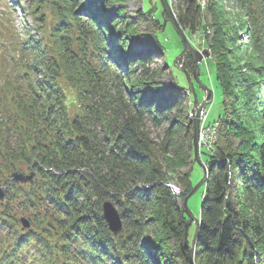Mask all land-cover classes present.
<instances>
[{"label":"trees","instance_id":"trees-1","mask_svg":"<svg viewBox=\"0 0 264 264\" xmlns=\"http://www.w3.org/2000/svg\"><path fill=\"white\" fill-rule=\"evenodd\" d=\"M124 1L27 0L35 29L23 37L16 3L0 10V186L9 187L0 202V264H189L188 94L177 82L163 88L150 69L164 55L158 38L157 48L139 49L142 36L116 27L124 16L112 8ZM174 4L186 34L203 35L211 51L224 104L233 97L199 189L197 264H264V0H235L231 20L220 0ZM243 30L244 65L234 51ZM164 127L158 142L153 131ZM16 170L34 178L14 182ZM106 200L123 219L116 235L103 218Z\"/></svg>","mask_w":264,"mask_h":264},{"label":"rangeland","instance_id":"rangeland-1","mask_svg":"<svg viewBox=\"0 0 264 264\" xmlns=\"http://www.w3.org/2000/svg\"><path fill=\"white\" fill-rule=\"evenodd\" d=\"M15 1H19L18 2L19 4H17L16 6V15L14 17V24L19 34L23 37L25 33L28 32L30 33L29 28L32 27L33 29H35V25L33 23L32 17L26 11L24 12L23 10V7H25L27 4L26 3L27 0H0V10H3L7 3L12 4ZM220 2L223 12L226 14V17L230 18L231 20L233 15L237 12L235 6V0H220ZM170 5L172 6L176 14V6L174 2L170 1ZM154 7H157V10L152 13H149L148 11ZM112 9L118 11L120 15L124 16L123 18L120 19L119 24H117L118 26H116L118 29L120 28L126 29L128 35L137 34L144 38V42L140 43L137 46V48L143 50H147L149 48L155 49L159 45L157 42V38L163 45L164 55L163 54L154 55L153 60L150 63V69L152 71L154 70L158 71L157 80L163 85V88L171 87L172 85H174L175 82H177L181 88H185L187 90L189 81H188L187 73L183 69H186L189 72L188 68H185V66L191 65L193 67V71L189 73L191 75V78L193 79L198 100L201 102L205 99H207V101H210L212 99L211 103H208L207 107L205 108L207 109V117L205 121L206 128L204 129V131L202 130V115H201V124H200L201 160L204 163H207V160L210 155L209 153H213V152H211L210 149L205 148L206 146L204 142L201 143V133L205 132V134L207 135L210 133L208 127H210L212 130L215 128L217 133V141L215 143V146L218 145L219 142L218 128L220 125L219 118L224 116L226 111H230L231 103L233 102V97H228V99L226 100L227 104H224L223 91L217 80L215 63L211 59L210 49H207L203 45V40H204L203 35L197 33V34H192V36H188L191 45L202 54V60L199 63V71H200L199 79L194 80L193 72L195 70V67L194 64H191L189 62L191 59L190 53L187 54V59L185 62H183V57L178 58L183 50V44L171 22L167 21V23L164 24L166 14H164L163 12L160 0H126L124 2H117ZM140 10H143L141 14L138 13ZM129 23L132 25L129 26ZM233 23H235V21ZM209 32H211L212 34L213 33L212 29ZM248 36L249 35L247 33V30H243L239 35H237V39H239V42H237L238 43L237 47H234V51L235 53H239L240 57L242 58L241 62L244 61V58L247 56V51H250ZM243 63L244 62H242L241 64L244 65ZM181 64L183 65L182 67ZM204 87H207L212 90L213 93L212 97L206 98V92L203 89ZM187 94H188L187 96L188 98L184 102V107L186 112L184 117H187L189 121H193L195 115L192 111L193 97L189 90H187ZM205 109L203 110V112L205 111ZM193 134L194 132L192 131V135ZM153 136L157 139L158 142L162 141L166 137L165 127L154 130ZM183 136L184 133L181 134V136H179L178 139H181ZM192 161L193 162L191 164L192 166L191 179L193 183H195L196 185L203 176V169L199 163L195 162L194 152H193ZM207 168L209 169L208 163H207ZM187 169L188 168H185L183 169V171H187ZM174 189L180 195L183 193V189L178 185ZM202 196H203L202 191L198 190L190 198L188 202L191 211L199 220H200ZM178 204L182 206L183 201L181 200V198H179ZM184 216H185L184 227L182 228V230L184 231L185 234L186 224L188 223L189 218L185 213ZM195 228L196 225L194 222H192V224L188 227L189 244H191L192 242V238L195 233ZM154 233H155L154 228H150L148 237L152 238ZM170 240H171L170 246L172 248L174 246L176 247L179 246L178 245L179 243L176 240H174L173 238H171ZM194 260H195V264H197L196 251H195Z\"/></svg>","mask_w":264,"mask_h":264},{"label":"water","instance_id":"water-1","mask_svg":"<svg viewBox=\"0 0 264 264\" xmlns=\"http://www.w3.org/2000/svg\"><path fill=\"white\" fill-rule=\"evenodd\" d=\"M162 9L164 14H166V18L164 21V24L167 23V21L171 22L173 25L174 29L176 30L178 36L181 39V42L183 44V50L181 54L179 55L178 58L183 57V62L186 61L187 59V54L190 53V63L194 64L195 70L193 72V78L199 79V63L202 60V54L196 50L190 43L188 39V35L186 34L185 30L180 26L179 21L177 19V16L170 5V0H160ZM157 10V7H154L150 9L148 12L152 13ZM207 54V53H205ZM178 62V59H177ZM183 65L181 64V67ZM187 76H188V88L191 92V95L193 97V113L194 118H193V129H194V137H193V150H194V156H195V162L199 163L203 169V176L200 179V181L193 187L191 192L186 196L183 204V212L188 216L189 221L186 224V233H185V242L183 245V248L186 250V256L189 264H195V251H196V246H197V241H198V236L200 232V227H201V221L193 214L189 207V200L190 198L202 187L207 183L208 176H209V169L207 168V163H204L201 160V153H200V124H201V115L203 110L207 107L208 103H211L210 101H207V99L203 101H199L196 95V90L195 86L193 83V79L191 78L190 73L186 70ZM206 92V98L212 97V90L204 87L203 88ZM34 177V172L31 171L30 173L26 174L25 172L22 171H14L12 173V179L16 182H21V183H27L30 180H32ZM6 190L7 187L0 186V201H3L6 197ZM102 210H103V218L107 221L108 227L110 231L113 234H118L123 230V219L120 214V211L116 207V205L111 201V200H106L104 201L102 205ZM22 225L24 228H30L31 223L28 218L22 217L20 219ZM192 222L195 223L196 228H195V233L193 235V239L191 244L188 243V227L192 224Z\"/></svg>","mask_w":264,"mask_h":264},{"label":"built area","instance_id":"built-area-1","mask_svg":"<svg viewBox=\"0 0 264 264\" xmlns=\"http://www.w3.org/2000/svg\"><path fill=\"white\" fill-rule=\"evenodd\" d=\"M171 2H174V0H170ZM202 5L205 7V4L207 3V0H201ZM207 117V109H205L204 112H202V130L206 128L205 121ZM210 130L209 134H205V132L201 133V143H205V148L210 149L211 152H214L216 150L215 143L217 141V133L216 129L214 128L213 130L208 127ZM210 144V145H209Z\"/></svg>","mask_w":264,"mask_h":264}]
</instances>
